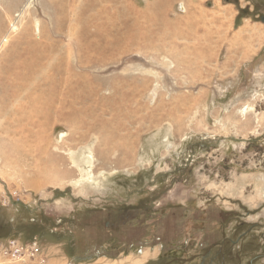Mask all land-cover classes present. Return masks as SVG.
I'll list each match as a JSON object with an SVG mask.
<instances>
[{"label":"rangeland","instance_id":"1","mask_svg":"<svg viewBox=\"0 0 264 264\" xmlns=\"http://www.w3.org/2000/svg\"><path fill=\"white\" fill-rule=\"evenodd\" d=\"M35 238L26 264H264V0H0V244Z\"/></svg>","mask_w":264,"mask_h":264},{"label":"built area","instance_id":"2","mask_svg":"<svg viewBox=\"0 0 264 264\" xmlns=\"http://www.w3.org/2000/svg\"><path fill=\"white\" fill-rule=\"evenodd\" d=\"M17 196V197H16ZM12 194V198L4 196L2 198L3 207L12 206V201H23L18 195ZM41 242L37 241V238L29 244H23L17 240H9L7 243L0 244V254H5L9 257L10 262L20 264H26L29 258L34 257L36 254L40 255ZM45 260H43V263Z\"/></svg>","mask_w":264,"mask_h":264},{"label":"trees","instance_id":"3","mask_svg":"<svg viewBox=\"0 0 264 264\" xmlns=\"http://www.w3.org/2000/svg\"><path fill=\"white\" fill-rule=\"evenodd\" d=\"M31 221V220H30ZM35 220H32V222H34ZM31 222V223H32ZM59 223H61V222H59ZM33 224V223H32ZM36 224V223H35ZM35 224H33V225H31L32 226V228H34L37 232H40V230H39V227H37V225L36 226H34ZM4 225V224H3ZM18 225H20V223H18ZM31 226H23V231L24 232H28V230L31 228ZM22 228H18V230H21ZM41 229V228H40ZM45 229V227H43L42 228V230H44ZM14 230V226H11V224L10 225H6V226H4L3 228H1V231L2 232H4L3 234H11L12 233V231ZM53 230H58V227H54V229ZM54 233V232H53ZM58 240H60V239H58Z\"/></svg>","mask_w":264,"mask_h":264},{"label":"bare ground","instance_id":"4","mask_svg":"<svg viewBox=\"0 0 264 264\" xmlns=\"http://www.w3.org/2000/svg\"><path fill=\"white\" fill-rule=\"evenodd\" d=\"M181 6H183V4L181 5ZM20 16H21V14H19ZM20 16H18V17H20ZM102 16V15H101ZM17 17V18H18ZM99 17V16H98ZM103 17H105V16H103ZM108 17V15L106 16V18ZM115 21V20H114ZM100 24H102V23H100ZM103 27V26H102ZM99 31H101V29H99ZM100 35H102V34H100ZM6 40V38H4V40L3 41H5ZM97 40V39H96ZM99 41V40H98Z\"/></svg>","mask_w":264,"mask_h":264}]
</instances>
